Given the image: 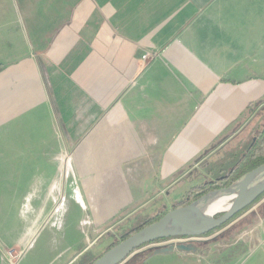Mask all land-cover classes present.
Returning a JSON list of instances; mask_svg holds the SVG:
<instances>
[{"label": "crops", "instance_id": "obj_1", "mask_svg": "<svg viewBox=\"0 0 264 264\" xmlns=\"http://www.w3.org/2000/svg\"><path fill=\"white\" fill-rule=\"evenodd\" d=\"M1 45L0 264L95 255L264 124V0H12Z\"/></svg>", "mask_w": 264, "mask_h": 264}, {"label": "water", "instance_id": "obj_2", "mask_svg": "<svg viewBox=\"0 0 264 264\" xmlns=\"http://www.w3.org/2000/svg\"><path fill=\"white\" fill-rule=\"evenodd\" d=\"M258 173L251 180L247 175ZM264 193V164L247 172L228 186L206 192L186 205L166 211L156 221L142 227L106 249L91 264H121L140 246L157 239L189 237L195 240L230 220ZM235 196L233 200L230 197ZM221 213L218 217L216 214ZM185 248L184 244H181ZM156 249L154 253H161Z\"/></svg>", "mask_w": 264, "mask_h": 264}, {"label": "rangeland", "instance_id": "obj_3", "mask_svg": "<svg viewBox=\"0 0 264 264\" xmlns=\"http://www.w3.org/2000/svg\"><path fill=\"white\" fill-rule=\"evenodd\" d=\"M0 24H12V0H0ZM9 48L12 54V47L0 46V61L7 59ZM262 99L264 100V97ZM263 120L264 110L254 117L237 140L246 136L254 127H258ZM213 177L210 182L214 183ZM242 218L244 221L241 224L234 223ZM130 224L127 220L116 225L111 242L103 249L96 246L92 252L96 256L101 255L110 245L121 239L123 231L130 228ZM228 226H237L236 231L232 236L220 237ZM228 226L223 231H218L217 237L208 241H203L204 237H198L195 240L190 239L187 243L179 239L156 243L154 245L164 252L151 256L148 264H264V198ZM181 244H184L185 248H182ZM228 245L230 247L227 248Z\"/></svg>", "mask_w": 264, "mask_h": 264}, {"label": "trees", "instance_id": "obj_4", "mask_svg": "<svg viewBox=\"0 0 264 264\" xmlns=\"http://www.w3.org/2000/svg\"><path fill=\"white\" fill-rule=\"evenodd\" d=\"M257 132L254 134V138L246 145H244L237 153H235L236 158L229 160L226 164L225 167L221 168L219 171H217L213 176L214 178V183L213 182H205L200 185H196L192 187L190 190L187 191L186 195L183 197L182 200L177 202L175 204V207L183 206L191 202L192 200L200 197L201 195L205 194L208 191L218 189L221 187L228 186L230 183H232L234 180L238 179L240 176L243 174L250 172L257 168L258 166L264 164V124L256 130ZM245 157V162L242 163L241 166L238 167L241 159ZM264 196V193L260 195L252 204L247 206L244 210L240 211L237 213L235 216H233L230 220H228L226 223L222 224L221 226L215 228L209 233H213L216 231H219L222 228H225L228 226L231 222L235 221L237 218H239L243 213H245L251 206H253L259 199ZM165 212L155 214L154 216L148 217V216H136L134 220L130 224V228H126V230L123 231L121 235V239L119 241L123 240L127 236L131 235L132 233L138 231L142 227L156 221L159 219ZM221 215V213L216 214L215 217H218ZM244 221V218L238 220L237 222L234 223H242ZM233 223V224H234ZM238 226V225H237ZM237 226H228L223 234H221L220 237H223L225 235L227 236H232L233 232H235ZM206 235V234H205ZM204 236V235H203ZM201 236V237H203ZM217 237V236H216ZM188 239L186 240L189 241V237H168V238H162V239H157L152 242H148L139 248L135 249L133 253L130 255L129 258H127L123 263L121 264H148V259L153 256L155 253L154 251L158 249V246H155L154 244L156 243H161L167 240L171 239ZM119 241L113 243L112 245L118 243ZM185 242V241H183ZM110 245L109 247H111ZM108 247V248H109ZM107 248V249H108ZM98 256L92 255V254H83L76 264H91Z\"/></svg>", "mask_w": 264, "mask_h": 264}, {"label": "built area", "instance_id": "obj_5", "mask_svg": "<svg viewBox=\"0 0 264 264\" xmlns=\"http://www.w3.org/2000/svg\"><path fill=\"white\" fill-rule=\"evenodd\" d=\"M151 53L150 52H145L142 55V60L146 61L147 59H149L151 57ZM188 240L186 239H179V241H186ZM24 254V250H18V249H7L5 251V259L7 261L8 264H17L18 261L20 260V258L23 256Z\"/></svg>", "mask_w": 264, "mask_h": 264}, {"label": "flooded vegetation", "instance_id": "obj_6", "mask_svg": "<svg viewBox=\"0 0 264 264\" xmlns=\"http://www.w3.org/2000/svg\"><path fill=\"white\" fill-rule=\"evenodd\" d=\"M263 198H264V196H262V199H263ZM262 199H259L255 204H257L258 202H260V200H262ZM223 229H225V228H222V229H220L219 231H223ZM210 232H211V231H210ZM217 232H218V231L213 232V233H207L206 235L203 236V237H204L203 241H208V240H210V239L216 237ZM228 247H230V245H228L227 248H228ZM218 251L220 252V249H218Z\"/></svg>", "mask_w": 264, "mask_h": 264}, {"label": "bare ground", "instance_id": "obj_7", "mask_svg": "<svg viewBox=\"0 0 264 264\" xmlns=\"http://www.w3.org/2000/svg\"><path fill=\"white\" fill-rule=\"evenodd\" d=\"M255 176H258V173H253V174H250V175H247L246 177H244L245 180H251L253 178H255ZM235 198V196L232 195V197H230L229 200H233Z\"/></svg>", "mask_w": 264, "mask_h": 264}]
</instances>
